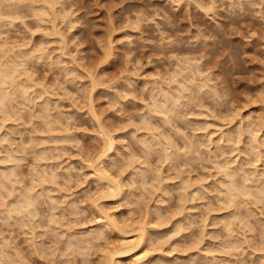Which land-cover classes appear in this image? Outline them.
Wrapping results in <instances>:
<instances>
[{"label":"clouds","instance_id":"obj_1","mask_svg":"<svg viewBox=\"0 0 264 264\" xmlns=\"http://www.w3.org/2000/svg\"><path fill=\"white\" fill-rule=\"evenodd\" d=\"M0 166V264H264V0H0Z\"/></svg>","mask_w":264,"mask_h":264},{"label":"rangeland","instance_id":"obj_2","mask_svg":"<svg viewBox=\"0 0 264 264\" xmlns=\"http://www.w3.org/2000/svg\"><path fill=\"white\" fill-rule=\"evenodd\" d=\"M103 14V13H102ZM75 35V33H74ZM37 40L40 37H36ZM2 168V166H0ZM107 207L114 209L111 215L120 217L125 210L118 209V201H104ZM189 207H196L195 205H189ZM192 217H197L198 213H192ZM230 213L224 210H218L212 215L211 223L215 220H224L229 217ZM84 231V230H82ZM210 232H219L220 229L212 228L209 229ZM138 237L135 235H128L115 240L113 246L119 244L120 253L115 257L117 264H135V253H140V255H145L146 260L143 264H167L174 260L176 257L185 259L188 256L196 255L194 251H190L189 241H187L184 236H175L172 234L171 229L168 226L153 227L148 230L146 235L143 237V242L137 244ZM126 241L127 243H124ZM205 248L213 247L211 241L206 242ZM133 249V250H131ZM221 259L227 260L228 257H221Z\"/></svg>","mask_w":264,"mask_h":264},{"label":"bare ground","instance_id":"obj_3","mask_svg":"<svg viewBox=\"0 0 264 264\" xmlns=\"http://www.w3.org/2000/svg\"><path fill=\"white\" fill-rule=\"evenodd\" d=\"M131 250H133V249H131ZM120 255H122V252L120 253ZM134 257H135V264H143L145 262V260H146L145 255L144 256L140 255L139 252L135 253Z\"/></svg>","mask_w":264,"mask_h":264}]
</instances>
